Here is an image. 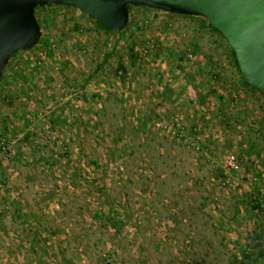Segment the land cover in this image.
<instances>
[{"label": "rangeland", "instance_id": "1", "mask_svg": "<svg viewBox=\"0 0 264 264\" xmlns=\"http://www.w3.org/2000/svg\"><path fill=\"white\" fill-rule=\"evenodd\" d=\"M36 15L0 82V264H264V94L207 18Z\"/></svg>", "mask_w": 264, "mask_h": 264}, {"label": "water", "instance_id": "2", "mask_svg": "<svg viewBox=\"0 0 264 264\" xmlns=\"http://www.w3.org/2000/svg\"><path fill=\"white\" fill-rule=\"evenodd\" d=\"M49 4L77 7L114 32L128 28L132 7L205 17L233 49L244 80L264 94V0H0V82L12 56L40 42L36 7Z\"/></svg>", "mask_w": 264, "mask_h": 264}, {"label": "trees", "instance_id": "3", "mask_svg": "<svg viewBox=\"0 0 264 264\" xmlns=\"http://www.w3.org/2000/svg\"><path fill=\"white\" fill-rule=\"evenodd\" d=\"M44 6V5H43ZM39 7V6H38ZM38 7H36V9L38 8ZM95 22H96V24H98L100 27H103V28H105L108 32H110V33H121V32H114V31H112V30H110V29H108V28H106V27H104L103 25H101L99 22H97L96 20H95ZM214 30V29H213ZM221 34V33H220ZM231 52H232V54H233V56H234V59H235V62H236V65H237V67L239 68V66H238V63H237V59H236V56H235V53H234V51H233V49L231 48ZM17 53V52H16ZM15 53V54H16ZM240 70V69H239ZM3 79V78H2ZM244 82L246 83V84H248L245 80H244ZM247 86H249L250 88H252V89H254L253 87H251L249 84L247 85ZM52 123L56 126V124H58L54 119H52ZM97 212H99L100 213V211H97ZM106 218H108V215H106V213L104 214V219H106ZM100 219H102V218H100Z\"/></svg>", "mask_w": 264, "mask_h": 264}]
</instances>
